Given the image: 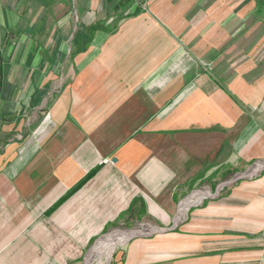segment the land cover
<instances>
[{"label":"crops","instance_id":"1","mask_svg":"<svg viewBox=\"0 0 264 264\" xmlns=\"http://www.w3.org/2000/svg\"><path fill=\"white\" fill-rule=\"evenodd\" d=\"M74 1L0 0V264H264V0Z\"/></svg>","mask_w":264,"mask_h":264},{"label":"rangeland","instance_id":"2","mask_svg":"<svg viewBox=\"0 0 264 264\" xmlns=\"http://www.w3.org/2000/svg\"><path fill=\"white\" fill-rule=\"evenodd\" d=\"M130 2L133 3L132 1ZM40 3L41 5H46L48 2L47 0H40ZM73 3H75L74 0ZM253 178L254 175L252 176L250 174L236 175L231 176L226 182H222V184L214 186L212 189L199 188L197 192L205 195V197L195 196L193 194V196L189 197V201L179 205V209L181 213L185 215L192 205H198V208H200L206 201L217 199L224 195L225 190L234 183L251 180ZM179 225V222H174L171 229H176ZM113 226L114 228L105 230V234H103L101 238L90 240L87 246L84 247L83 253L77 256L78 261H74L73 264H117L120 259V252L129 241L137 240L151 233L164 231L163 228L158 227L148 217H143L141 220L134 217L129 222L121 221L120 223L113 224ZM22 229L28 234H30L32 230L29 224H24ZM129 232L133 235L130 237L123 235Z\"/></svg>","mask_w":264,"mask_h":264},{"label":"built area","instance_id":"3","mask_svg":"<svg viewBox=\"0 0 264 264\" xmlns=\"http://www.w3.org/2000/svg\"><path fill=\"white\" fill-rule=\"evenodd\" d=\"M136 8H144V0H131ZM198 194V192H196Z\"/></svg>","mask_w":264,"mask_h":264},{"label":"bare ground","instance_id":"4","mask_svg":"<svg viewBox=\"0 0 264 264\" xmlns=\"http://www.w3.org/2000/svg\"><path fill=\"white\" fill-rule=\"evenodd\" d=\"M196 195V194H195ZM197 196H200V197H205V195H202V194H200V193H198L197 194ZM123 235H125V236H127V237H130V236H132V233H124Z\"/></svg>","mask_w":264,"mask_h":264},{"label":"trees","instance_id":"5","mask_svg":"<svg viewBox=\"0 0 264 264\" xmlns=\"http://www.w3.org/2000/svg\"><path fill=\"white\" fill-rule=\"evenodd\" d=\"M138 12H139V10H136L135 13H138ZM93 31H94V29L92 28V29L90 30V32L92 33ZM88 39H89V38H88ZM95 172H96V170L93 171L88 177L92 176Z\"/></svg>","mask_w":264,"mask_h":264}]
</instances>
